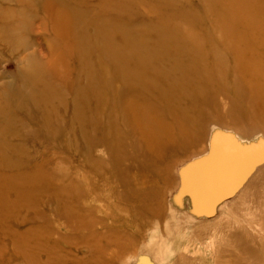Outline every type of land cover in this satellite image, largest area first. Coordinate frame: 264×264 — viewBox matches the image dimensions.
Returning <instances> with one entry per match:
<instances>
[{
	"label": "rangeland",
	"instance_id": "374dc122",
	"mask_svg": "<svg viewBox=\"0 0 264 264\" xmlns=\"http://www.w3.org/2000/svg\"><path fill=\"white\" fill-rule=\"evenodd\" d=\"M47 2L0 0V264H264V0Z\"/></svg>",
	"mask_w": 264,
	"mask_h": 264
},
{
	"label": "bare ground",
	"instance_id": "6f19581e",
	"mask_svg": "<svg viewBox=\"0 0 264 264\" xmlns=\"http://www.w3.org/2000/svg\"><path fill=\"white\" fill-rule=\"evenodd\" d=\"M61 5V4H60ZM56 6H58V4L56 5V0H52V2L49 4V0H48V2L46 3V4H44L43 3V7H44V12L46 11V13H47V9L48 10H50V12H52V10L56 7ZM62 6V5H61ZM63 7V6H62ZM46 17V16H45ZM59 21V23H60V20H58ZM42 22V21H41ZM43 23V22H42ZM6 27H8L9 29H12V30H15V28L11 25V24H7V26ZM8 29V30H9ZM1 38H2V41H4V42H7V41H9L8 40V36L7 35H5V34H3L2 33V36H1ZM106 40H107V43H106V45H105V48L107 49H109L111 52H113L114 51V43H113V41H112V37L110 36V35H107L106 36ZM74 43H75V45H78V43L77 42H75L74 41ZM51 52V51H50ZM50 52L47 54V56H49V57H47L48 58V60H50L51 59V57H52V55L50 54ZM23 59V58H22ZM21 59V60H22ZM56 59V57H54L52 60H55ZM58 63V62H57ZM56 63V64H57ZM56 64H54L53 62H51L50 63V67H49V70H50V73H51V75H52V73H53V71H54V68H55V66H56ZM90 80H91V84L93 85V84H95V89L97 88L98 90H100V89H110L111 87H110V84H109V82H108V79H104L100 74H99V72H98V70H96V71H94V70H92V74H91V78H90ZM136 86H137V84H135V83H130L129 85H128V88L129 89H134V88H136ZM79 92H82V90L81 89H76L75 91H74V94L77 96V99L75 98L74 99V101H73V106H74V115L76 114V116H77V118H78V112L80 111V107L83 105V102H82V100H83V98L80 96V95H78L79 94ZM99 93V92H98ZM97 93V94H98ZM113 92H111V91H109V92H105V94H107V95H98L97 96V100L98 101H100V100H102V99H105V98H107V96L108 95H111ZM123 110H125V109H123ZM123 110H121V111H119L120 113H122V114H124V112H123ZM128 114L130 115H127L128 117L126 118V121H129V117H131V118H134L133 120L135 121H141V119L140 118H137L135 115H134V113L131 111V109L129 110V112H128ZM147 132H149V134H152L153 133V131H152V129H150V127H149V130H147ZM235 171H233V173H234ZM227 177V176H226ZM228 179H230V177L228 178ZM205 205V204H204ZM203 228H205V227H203V226H201L200 228L198 227L197 228V230H201L202 231V229ZM213 236L211 235V238H212ZM233 238H234V243H236L237 245H238V243H237V241H238V239H239V235L238 234H234L233 236H232ZM212 242L213 241H211V240H208V241H204V242H201V244L200 245H202L203 247H205V248H207V247H210V246H212ZM242 244H244V243H242ZM246 247L244 246V247H242V249H245ZM218 251L220 252V249H218ZM217 251V252H218ZM253 251V250H252ZM174 264H195V262L193 261V258L192 257H188L186 254L184 255V254H180L178 257H177V259H176V261H175V263Z\"/></svg>",
	"mask_w": 264,
	"mask_h": 264
}]
</instances>
